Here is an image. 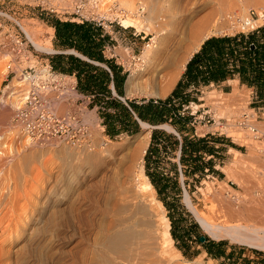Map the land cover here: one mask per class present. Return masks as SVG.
Listing matches in <instances>:
<instances>
[{
	"label": "rangeland",
	"instance_id": "obj_1",
	"mask_svg": "<svg viewBox=\"0 0 264 264\" xmlns=\"http://www.w3.org/2000/svg\"><path fill=\"white\" fill-rule=\"evenodd\" d=\"M141 1L134 0L137 8L138 5L139 7L141 6ZM184 2L185 0H183ZM58 3L62 8H65L69 1L64 0V2L60 1ZM101 3L102 5L104 3V6L101 7L104 10L111 7V12L108 17L112 25L110 23L108 25L112 26L110 30L114 33L115 37V41L112 43V45H116L114 49L115 54L125 60L126 64L131 60L129 59L130 56L137 57L136 61H130V66L127 65L129 69L127 74L130 76L137 68V65L141 64V56L152 37L146 38L144 32L140 33L135 28L125 30L122 18H125L126 11L122 9L123 6L119 0H104ZM239 4H242L241 7L243 6L247 9V17L251 15L250 12L252 10L257 12L258 15L254 19V28L264 25V13L262 14L264 12V0L255 3H247L244 0ZM37 5L38 3L29 6L16 3V1L0 0V13L3 12L6 14L0 15V35L4 30L8 33L2 35L4 40L1 44H4L2 48L4 46L5 49H10V55L14 58L12 64H10L12 58L7 60L8 62L6 61L7 56L4 55L0 58V70L3 72L0 71V81L2 82L0 86V99L7 97V86H10L12 83L17 84L24 80V71H31L32 67L33 70L41 69L45 64L50 62L49 57L58 52L55 47V30H53L54 28L50 26L49 22L54 19L64 21L79 20V16L73 10H69L68 13H60L57 17L53 14L48 15L47 12H43ZM218 5V0H209V3L202 7L204 9L201 15L210 13ZM239 12L243 14L242 9H239ZM20 23L25 24L29 28L36 29L41 42L47 46H52L56 52L48 55L50 53L48 51H38L27 38ZM241 25L243 26L239 25L237 29L226 31L216 36H233L238 33L252 31L251 27L247 28L244 24ZM12 35L18 36L27 44L28 52L25 57L15 55L16 53L14 52L16 51ZM5 43L7 47H5ZM127 43L132 44V49L129 53L126 51L127 46L125 44ZM108 54L110 55V53ZM29 88V83L25 82L24 86L20 88L19 93L15 95L16 97H13L16 99L19 97L18 100L21 99L24 92ZM172 92L165 98L149 97L141 91L131 96L127 95V97L138 102H145L152 99L165 100ZM213 92L229 96L228 94L219 92L216 88L204 89L200 95L203 105L193 104L187 111V114H190L193 119L189 127L190 129L185 131L184 134L195 140L213 133L216 136H219L221 132L224 133L220 138H224L238 148H241L242 152L238 151L244 157H247L250 153L255 154L252 168L260 173L257 174L255 179L253 178L249 182V193L231 181H223L216 177H202L193 182L189 180L186 187L183 183L185 180L183 177L181 183L184 194L180 198V212H176V214L172 213V217L181 218L187 231L191 230L197 224L198 228L194 230L197 234L216 242L226 241L229 246L236 248L238 251L243 249V252L247 254L245 258L250 260V264H264V251L241 246L229 240H216L212 238L203 229L186 202V194L188 192L196 207L207 215L213 216L214 213L211 207L216 204V199L213 194L208 193L206 190L209 184H212L218 190L220 184L223 182H228L229 186L241 194L246 196L247 194H252L256 199H264V183L261 181L262 167L264 166V152L258 150L262 149V145L254 137V133L251 139L252 141L247 138L249 143L254 144L253 147H255V150L253 151L245 142L236 140L232 133H230L231 129L227 125L228 119L223 116L225 114L224 108L226 107H230L236 111L240 110L241 115L232 118L233 122H236L243 129L252 133L249 129L251 126H248L249 122L253 120L257 124H264V114H259L257 111L251 109L250 92L247 90H239L240 97L235 102L226 100L225 98L217 101L211 96ZM8 93V96H11L10 91ZM59 97V92L48 96V100L51 102L58 116L77 114L83 119L84 123L89 125L88 132L86 131L87 133L85 135L81 132L75 143L54 140L33 147L29 144L30 140L22 133H19L20 130L17 128L15 122V105L17 104V100L15 101L13 98V101H11V103L15 102V104L11 105V118L10 114L4 115L5 117L3 116L4 118H2V109L0 106V128L3 129H0V131L10 130L11 133L9 134L15 137L10 138L8 134L7 141L19 149V152L17 150L16 153L18 152L20 154L18 155L17 153L18 156H14L16 159L12 157L8 162L4 161L0 163V264H112L119 256H124L121 251H114L110 247V242L105 239L107 236L105 226L111 216L115 214V210L117 208L120 210L122 208L120 206H123L120 193L123 189V181L127 178V167L131 163H136L139 160L146 173L145 158L151 144L152 134L155 130L165 131L182 140L181 134L169 124L167 125L172 127L173 130H168L162 127L163 125L156 126V129L152 128V126L150 128L141 126V132L134 137L121 136L116 139H110L105 134L104 124L101 117L98 116L97 110L89 107L90 100L88 98L73 92H67L64 97ZM1 100L0 103H2ZM243 104H246L248 110L240 109L243 107ZM6 123L7 125H5ZM245 123H247V126H245ZM251 128L264 131V127L263 129H260L259 126H253ZM15 132L16 134H13ZM149 132L151 135L141 141ZM18 134H20L19 138ZM11 140H14L13 143ZM20 145L21 149L19 148ZM257 147L258 149H256ZM109 149H112V151L109 152ZM143 150L146 153H143ZM178 153L179 150L176 156H166V160L164 161L166 168H169V162H175ZM33 157L37 162H35ZM234 157L235 154L232 153L229 156L230 161H233ZM241 171L247 172L244 168H241ZM2 185L3 187L1 189ZM3 192L4 194H2ZM222 192L225 196L230 194L226 190H222ZM2 195L3 198L1 197ZM17 195L18 197L16 198ZM21 195L23 196L21 197ZM157 200L160 201L155 189L153 197L143 198L138 203L136 201L132 203L130 211L134 214V220L132 222L133 225L129 228V232L133 233L136 242H147L148 234L151 230L150 224L153 223L155 224L153 230L160 235L158 213H164L165 216L170 218L171 214L169 210L165 208L164 204V208H160ZM3 202H7V204ZM145 208H151V213H147ZM62 210L66 211L67 214L63 215ZM7 214L9 215L5 216ZM49 218L50 221H48ZM193 245L202 254L200 256H192L191 254V256L185 258L177 249L174 241L173 247L181 253V256L176 263L169 264H234V260L229 261L228 258L224 260L213 259L203 253V247L201 245L197 243H193ZM156 254L154 256H166ZM139 256H145L141 264H152V260L154 259H150L148 250L142 251ZM241 264H245V262H241Z\"/></svg>",
	"mask_w": 264,
	"mask_h": 264
},
{
	"label": "bare ground",
	"instance_id": "obj_2",
	"mask_svg": "<svg viewBox=\"0 0 264 264\" xmlns=\"http://www.w3.org/2000/svg\"><path fill=\"white\" fill-rule=\"evenodd\" d=\"M61 1L64 2V0ZM242 1L244 0H218L219 5L217 7H214L210 13L201 15L202 10L204 9H202V7L207 5L209 0H185L186 4H184L185 2L183 3V0H142V4L140 7L138 5V8L135 6L134 0H119L123 6L122 9L126 11L125 18H122L123 26L127 29L135 28L140 33L144 32V34H146V38L152 37L150 38V42L147 44L146 49L141 56V64L137 65V68L128 78L126 84L127 95L131 96L138 91H141L149 97H167L175 89L188 62L191 60L194 54L200 50L203 43L209 37L237 29L239 25L243 26L241 25L242 21L244 23L247 21V18L249 17L246 16L247 9H245L243 6L241 7L242 4H239ZM245 1L247 3H255L261 0ZM101 2H104V0H101ZM66 5L71 6L72 2H69ZM239 9H242L243 14L239 12ZM20 25L23 28L27 38L38 51H48L50 53L56 52L52 46H47L41 42L36 29L29 28L23 23H20ZM6 34L8 33L4 30L0 35V58L5 55L7 56V61L12 58L10 55L11 51L10 49H5L4 46L2 48L3 44H1V42L4 40L2 35ZM74 53L78 54L77 52ZM141 78L142 80H140ZM26 81L27 80L24 79L17 84L12 83L13 85L11 84L10 86H7V94L9 95L8 92L10 91L11 96L6 95L7 97H5V99H3L4 97L2 96L3 98L1 99L3 100L0 99L2 102L0 103L2 109V118L5 117L4 115L9 114L11 118V105L15 104V102L11 103L13 98L15 101H18H16L17 104L15 105L16 111L20 108L25 99H27L26 96L24 98L21 97L19 100L18 96L17 99L15 98V95L19 93L20 88L24 86ZM1 83L2 82L0 81V86ZM211 96L217 101L223 100L225 98L226 100L235 102L240 97V94L239 89L236 88L235 93H231L229 96H224L218 92L211 93ZM240 109L248 110V107L246 104H243V107ZM54 112H56V110ZM224 112L225 114H223V116L228 119L227 125L231 129L230 133H232L236 140H241L242 142L248 144L252 151L255 150V147H253L254 144L247 141V138L250 140L253 138V133L246 131L243 129V127L232 120V118L241 115V111H236L230 107H226L224 108ZM7 118H9V116H7ZM141 124L145 128L151 127L149 124L142 121ZM5 125H7V123ZM248 126H259L260 129H263L264 124H257L252 120L249 122ZM162 127H165L168 130H173V128L169 125H163ZM259 131L261 133L264 132L263 130ZM9 133H11L10 130L0 131V163L4 161L8 162L10 158L13 157L14 159L20 155L18 153L19 149L15 148L13 144L7 141ZM13 134H16V132ZM19 135L20 134H18V138ZM150 135L151 133L149 132L141 139V141ZM13 136L10 135V138ZM13 141L14 140H11L12 143ZM33 143L34 142L31 141L29 142V144H31L33 147L42 144L41 142H35V144ZM21 145L19 147L20 149ZM256 149H258V147ZM17 150L18 155L16 153ZM110 151H112V149H109V152ZM231 152L235 154L234 160L223 168V172L226 175V180L239 185L245 190V192L249 193V182L251 179H255L257 174L260 173L252 168L255 154L250 153L247 157H244V155L238 150L231 149ZM143 153H146V151L143 150ZM35 162L37 161L35 160ZM241 168H244L247 170V172H242ZM127 171V178L123 181V189L120 193L121 203L123 206H120L122 207L120 210L119 208L115 210V214L111 216L110 220L108 219L109 222L105 226V231L107 233L105 239L110 242V247L112 250L119 252L121 251L124 254V256H119L118 259H115L112 264H141L143 263L141 261L145 256L139 255L142 253V251L146 250H148L150 259L154 258L152 260V264L176 263L180 258L181 253H179L173 247L174 238L171 233V221L167 216L164 215V213L157 214V217L159 218L158 227L160 235L153 230V228H155L154 223L150 224L151 230L149 231L147 242H136V238L134 237L133 233L129 232V228L133 225L132 222L134 220V214L130 211L132 203H135V201L138 203L142 201L143 198L153 197L155 194V188L149 177L146 175L145 169L139 160L136 161V163H131L127 167ZM261 175V181L264 183V166L262 167ZM4 176L6 175L4 174ZM2 187L3 185L1 186V189ZM222 190L229 191L230 194L225 196ZM206 191L213 194L216 199V204L211 207V210L214 213L213 216L207 215L205 212L196 207L191 199L190 194L188 192L186 194V202L188 207L193 212L206 233L216 240H229L230 242L241 246H247L249 248L264 251V199H256L254 196H252V194H247V196L241 194L239 191L229 186L228 182L221 183L218 190H216L212 184H209ZM2 194H4V192ZM18 195L20 194L18 193ZM22 196L23 195H21V197ZM1 197L3 198V195ZM3 203L7 204V202ZM157 203L160 208H164L161 201L157 200ZM145 210L147 213H151L152 211L151 208H145ZM62 214L66 215L67 212L62 210ZM8 215L9 214L5 216ZM48 221H50V218ZM155 253L166 256H154Z\"/></svg>",
	"mask_w": 264,
	"mask_h": 264
},
{
	"label": "trees",
	"instance_id": "obj_3",
	"mask_svg": "<svg viewBox=\"0 0 264 264\" xmlns=\"http://www.w3.org/2000/svg\"><path fill=\"white\" fill-rule=\"evenodd\" d=\"M49 24L55 30V47L58 52L75 51L94 63L110 68L111 72L99 65L83 61L75 55L64 53L52 54L49 57L50 65L56 74L74 78L78 93L91 98L89 107L98 108L108 138L138 135L141 132L139 120L151 126L169 124L181 134L182 140H179L177 136L155 130L145 158L146 175L156 189L159 200L171 214L169 218L172 224L171 233L177 249L185 258L191 254L200 256L202 253L193 245L197 243L203 247V253H208L207 256L213 259L228 258L229 261L234 260V264L241 262L250 264L243 249L238 251L226 241L216 242L207 237L203 243L201 238L204 236L194 232L198 228L197 224L187 231L181 218L172 217V213L180 212V198L184 193L177 163L169 162V168H166L164 161L167 155L176 156L178 150H181L186 187L193 177L187 172V166L193 163L196 165L192 172L199 173L200 170L209 169L207 174L199 175L198 179L207 178L206 176L224 179V176L215 169L214 158L219 157L216 154L219 151L216 144L225 143L227 140L213 134L195 140L187 137L184 132L190 129L193 119L187 111L192 103L201 104L199 101L201 93L212 83L218 84L235 76L239 77L242 86L254 89L256 98L263 100L264 103V25L250 32L214 37L206 41L201 51L188 64L187 93L182 89L183 81H180L165 100L128 101L127 105L114 96L112 83H115L118 95L125 97V85L129 75L123 73V69L114 61L105 57L106 46L112 44L114 40L104 29L89 21L79 23L54 19ZM198 62L202 64L206 62L208 67L190 77L191 67ZM255 105L256 103L251 107H257ZM233 147L242 152L241 148L235 145ZM205 155L214 158L206 161Z\"/></svg>",
	"mask_w": 264,
	"mask_h": 264
},
{
	"label": "built area",
	"instance_id": "obj_4",
	"mask_svg": "<svg viewBox=\"0 0 264 264\" xmlns=\"http://www.w3.org/2000/svg\"><path fill=\"white\" fill-rule=\"evenodd\" d=\"M22 5L33 6L38 3V7L48 15L59 16L60 13H68L73 10L79 16V20H72L75 22L83 23L85 21L93 22L109 33L113 40H115L114 33L111 32L112 26L108 25L111 7L107 10L101 8L103 6L99 0H68L72 2L71 6L62 8L58 2L61 0H11ZM264 12H262L263 14ZM250 16L244 24L245 27L254 28V19L258 15L256 11H251ZM0 15H6L3 12ZM69 21V20H66ZM112 25V23H110ZM261 27V26H260ZM127 30V28H125ZM13 43L17 56L25 57L28 52L27 44L18 36L13 35ZM8 44V42H7ZM5 43V47H7ZM4 45V44H3ZM116 45H107L104 54L108 60L116 62L119 66L124 68L126 73L129 71L127 68L130 66V61H136V56H130L131 59L128 64L126 61L115 54L114 49ZM129 53L131 49H126ZM110 53V55L108 54ZM51 55V53H48ZM12 56V55H11ZM13 58L10 61L12 64ZM128 65V66H127ZM26 72V73H25ZM23 77L29 83L30 88L24 92L22 98L26 96L27 99L23 102L20 108L16 111L15 122L20 132L26 136L31 142L48 143L50 141L59 140L69 143H75L78 140L80 133L85 135L88 132L89 125L84 123L83 119L77 114H69L66 116H58L53 110L51 102L48 100L50 94L60 93V97H64L67 92L78 94L77 82L74 78L64 77L54 72L50 62L45 64L39 70L24 71ZM76 82V83H75ZM59 97V98H60ZM247 123H245V126ZM244 125V124H243ZM255 137L261 143L262 152H264V132H260L257 128H249ZM87 131V132H86ZM224 133L221 132V136Z\"/></svg>",
	"mask_w": 264,
	"mask_h": 264
},
{
	"label": "crops",
	"instance_id": "obj_5",
	"mask_svg": "<svg viewBox=\"0 0 264 264\" xmlns=\"http://www.w3.org/2000/svg\"><path fill=\"white\" fill-rule=\"evenodd\" d=\"M105 31V33H106V31L107 30H104ZM111 38H112V36L109 34V33H107ZM126 35V34H125ZM214 37H223V36H212V37H209L206 41H208L209 39H211V38H214ZM112 40H113V38H112ZM115 41V40H114ZM205 41V42H206ZM205 42L203 43V45L205 44ZM126 46H127V49L129 48V49H132V47H131V43H127V44H125ZM203 45L201 46V48H200V50L198 51V52H196L195 54H194V56L197 54V53H199L200 51H201V49L203 48ZM75 51H68V52H57V53H64V54H66V55H75L76 57H78V58H80L81 60H83V61H87V62H90V63H93V64H95V65H99V66H101V67H103V68H105L106 70H108L109 72H111V70H110V68L107 66V65H101V64H99V63H94V62H92V61H90L89 59H87L86 57H84V56H80V54L78 55V54H76V53H74ZM56 54V53H55ZM193 56V57H194ZM192 57V58H193ZM192 58H191V60H192ZM190 60V61H191ZM190 61L188 62V64L190 63ZM116 63V62H115ZM117 64V63H116ZM188 64H187V66H186V68H185V70H184V72H183V74H182V76H181V78H180V80H179V82L180 81H183V84H182V86H183V90H184V92L185 93H187V68H188ZM118 65V64H117ZM119 66V65H118ZM119 67H121V66H119ZM208 66H207V64H206V62H204L203 64L202 63H196V64H194L192 67H191V70H190V74H189V76L190 77H193V76H195V75H197L199 72H200V70H202V69H206ZM122 68V67H121ZM123 69V73H126V71L124 70V68H122ZM127 74V73H126ZM189 76H188V78H189ZM76 83V82H75ZM126 84H127V82H126ZM208 88V87H207ZM209 88H216L219 92H222V93H224V94H228V95H231V93L233 94V93H235V90H236V88H238L240 91H245V90H247V91H249L250 92V98H251V103H250V107L253 105V104H255L256 103V105L255 106H257V107H255V108H252L251 107V109L252 110H255V111H257V113H259V114H264V103H262L263 102V100H258L257 98H256V96H255V90L254 89H249L248 87H245V86H242L241 85V81H240V79H239V77L238 76H235L233 79L231 78V77H229L227 80H225V81H223V82H219L218 84H215V83H212V85L209 87ZM112 89H113V92H114V96L116 97V98H118L120 101H122L123 103H125V104H127L128 105V101H133V100H131L129 97H127V92H126V85H125V97H120L119 95H118V93H117V90H116V87H115V83L113 82L112 83ZM189 92L190 91H192V90H188ZM81 96H84V97H86V98H88L89 100H90V103H91V98L90 97H87V96H85V95H82V94H80ZM255 99H256V101H255ZM199 101L201 102V98H199ZM192 104H195V105H199V106H202L203 105V103H201V104H196V103H192ZM192 106V105H191ZM96 110H97V113H98V108H95ZM98 116H99V114H98ZM138 119V118H137ZM102 122H103V120H102ZM139 123L141 124V121L139 120ZM141 126H142V124H141ZM151 126V125H150ZM154 129H156L157 127L156 126H152ZM213 135H216L215 133H213ZM206 136V135H205ZM204 136V137H205ZM219 137H221V134H219ZM211 144H213V143H211ZM233 143H230L228 140L225 142V143H219V144H216V148L217 149H219V151L218 152H216V154L219 156V157H217V158H214L213 156L212 157H207V155H205L206 157L204 158V160H206V161H208V160H210V159H213L214 158V160H215V163H216V165H215V169L217 170V171H220V173L224 176V179H223V181L224 180H226V175H225V173L223 172V168L224 167H226V165L227 164H230L232 161H230L231 159L229 158V156L230 155H232V152H231V149H235V150H237L235 147H233ZM150 147V146H149ZM149 149V148H148ZM200 154H202V152H200ZM181 155H182V153H181V150L179 151V153H178V155H177V158L175 159V163H177V165H178V167H179V171H180V173H181V179H182V181H183V177H184V172H183V166H182V164H181ZM194 165H196L195 163H193V164H190V165H188L187 166V172L191 175V176H193L192 178H191V180L190 181H194L195 179H198L199 178V175H204V174H207L208 172H209V169H205L204 171H201L200 170V172L199 173H195V172H192L193 171V169H194ZM207 178H209V177H212V176H206ZM185 178V177H184ZM215 178V177H214ZM217 178V177H216ZM219 179V178H218ZM185 182V180L183 181V183ZM206 255H208V253L206 254Z\"/></svg>",
	"mask_w": 264,
	"mask_h": 264
},
{
	"label": "water",
	"instance_id": "obj_6",
	"mask_svg": "<svg viewBox=\"0 0 264 264\" xmlns=\"http://www.w3.org/2000/svg\"><path fill=\"white\" fill-rule=\"evenodd\" d=\"M143 126V125H142ZM153 128V127H152ZM201 241L204 243L206 241V237H202Z\"/></svg>",
	"mask_w": 264,
	"mask_h": 264
}]
</instances>
